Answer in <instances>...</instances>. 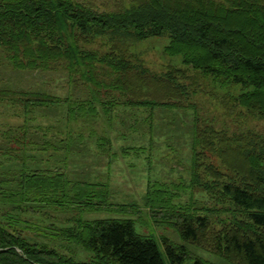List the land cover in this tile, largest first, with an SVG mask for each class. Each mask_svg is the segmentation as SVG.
Instances as JSON below:
<instances>
[{
    "label": "trees",
    "instance_id": "trees-1",
    "mask_svg": "<svg viewBox=\"0 0 264 264\" xmlns=\"http://www.w3.org/2000/svg\"><path fill=\"white\" fill-rule=\"evenodd\" d=\"M246 28L249 37L243 34ZM258 30L264 31V0H123L114 9L96 0H0V51L11 66L64 71L71 85H82L87 92L81 98L73 91L61 97L0 88V102L20 106L26 115L15 131L0 128L2 155L10 156L13 166V159L20 163L16 173L0 179V264H217L201 257L187 263L192 256L184 244L168 241L163 249L156 238L139 233L131 217L77 216L90 210L110 212L114 205L125 212L132 204L109 201L113 193L106 184L96 182L91 190L87 180L72 177L58 163L65 156L60 153L85 139L94 138L106 150L112 146L93 129L85 134L73 127L96 118L97 103L106 114L114 113L118 103L102 100V93L118 91L125 96L123 104L144 109L151 118L156 109L185 107L189 92L175 79L186 77V71L172 66L164 74L152 72L131 53L129 36L144 40L167 33L165 53L181 55L184 66L210 79L227 102L264 116V34ZM93 44L107 50L88 48ZM53 107L64 109L63 130L31 124L29 114ZM202 121L197 117L192 126L190 186L213 193L223 204L206 210L231 211L232 218H219L217 229L194 208L172 206V222L184 241L210 245L218 255L245 264H264V143L250 138L232 147L225 132ZM215 153L221 166L209 161ZM153 185L146 197L150 206L152 192L168 200V189ZM171 202H157L167 217ZM45 207L78 213L59 223L43 212ZM27 215H41L45 228L37 230L22 217ZM36 231L47 238L35 240ZM205 232L210 239L201 242ZM57 239L62 243L53 244ZM76 248L86 256L78 257Z\"/></svg>",
    "mask_w": 264,
    "mask_h": 264
},
{
    "label": "rangeland",
    "instance_id": "rangeland-1",
    "mask_svg": "<svg viewBox=\"0 0 264 264\" xmlns=\"http://www.w3.org/2000/svg\"><path fill=\"white\" fill-rule=\"evenodd\" d=\"M96 1L114 9L123 0ZM247 17L250 18L252 15L249 14ZM248 26L250 27V23H247ZM249 29L246 28L243 34L246 33L248 36ZM258 33L264 34V31L258 30ZM101 37L98 36V40ZM127 39L131 53L137 56L152 72L164 74L172 66L184 69L186 77H178L175 81L186 86L189 97L183 102L185 107L156 109L151 118L146 110L135 109L123 104L125 96L116 93L118 91H112L111 94L102 93V100L118 103L114 113L106 114L102 106L97 103L98 116L80 120L74 123L73 127L85 134L93 129L97 135L110 139L112 146L106 150L99 148L94 138L85 139L73 144L67 153L59 152L65 156L58 166L64 170L67 169L74 178L87 180L91 190L94 188L90 185H95L96 182L106 184V189L113 193L110 194L109 201L132 204V206L125 212L119 211L118 206L114 205L110 212L90 210L82 214L79 213L77 216L82 215L86 219L131 217L135 220L136 230L141 234L156 238L163 249L168 241L184 244L192 256L187 260V263L195 257H201L217 264H245L239 258L218 255L209 248L210 245L184 241L177 226L172 222L173 215L171 214L174 211L172 206L177 209L178 206L194 208L192 211L195 214L207 215L217 229L219 218L230 216L231 219V211L223 213L206 210L221 208L223 205L218 203L219 201L213 193L190 186L189 157L192 126L196 118L199 117L203 120L202 125L209 124L220 132L221 130L225 132L223 136L232 147L250 138H255L254 141L258 143H264V116L241 105L227 102L222 90L216 88L210 79H204L196 70L184 66L181 55L170 56L165 53L164 48L169 42L167 33L144 40H137L130 36ZM262 43L260 41L258 44ZM88 48H95L100 52L107 50L97 44L88 45ZM67 75L64 71L56 70L15 69L11 66L9 59L0 51V88L48 92L61 97H65L73 91L76 95L84 98L87 95L84 86L71 85V80ZM28 119L31 124L52 125L54 130L58 126L63 130L67 123L64 109L57 107L36 109L29 114ZM25 122L26 115L20 106L0 102L1 129H9L13 132ZM2 142L3 139L0 138V146ZM9 145L19 147L14 142ZM1 151L0 149V163L2 164L0 179L4 173H16L18 171L16 166H20L18 159H13L16 164L13 166L12 158L3 156ZM16 152L19 155L22 154L20 150ZM209 161L221 166L218 153L212 154ZM150 184L155 188L168 189V200L172 201V204L166 209L168 217L164 214L166 211L159 207L168 202L166 198L160 196V193L152 192L151 197L155 203L151 202V206L147 202L146 197ZM158 201L163 203L159 205ZM152 204L154 205L152 206ZM0 206H2L1 203ZM226 206L233 208L229 202L226 203ZM43 212L53 215L59 223H66V218L78 213L77 210L50 209L48 207L43 208ZM37 216V218H30L29 215L22 217L32 220V224L37 230H43L47 223L42 220L41 215ZM36 232L38 233V231ZM23 233L32 235L28 230ZM204 237L210 239L209 232L202 235L201 242H207V238ZM46 238L40 233L34 236L35 240ZM59 243H62L59 239L53 241V244L58 245ZM76 254L78 257L86 256V252L80 248H76Z\"/></svg>",
    "mask_w": 264,
    "mask_h": 264
}]
</instances>
